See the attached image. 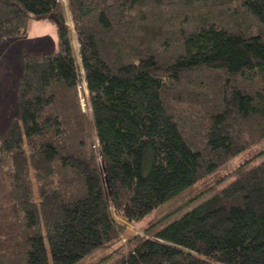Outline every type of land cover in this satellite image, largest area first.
Returning <instances> with one entry per match:
<instances>
[{"label": "trees", "instance_id": "obj_1", "mask_svg": "<svg viewBox=\"0 0 264 264\" xmlns=\"http://www.w3.org/2000/svg\"><path fill=\"white\" fill-rule=\"evenodd\" d=\"M68 1L90 120L66 8L0 0L1 37H25L43 17L57 24L59 39L54 53L24 55L20 114L0 140V264H80L121 243L113 210L141 223L264 140V0H184L220 10L194 26L183 16L164 38L156 26L157 39L150 29L141 39L151 28L144 9L182 0ZM200 70L223 72L225 82L198 144L169 93ZM235 174L181 218L149 225L154 239L130 238L128 253L119 246L105 264H264V159Z\"/></svg>", "mask_w": 264, "mask_h": 264}, {"label": "rangeland", "instance_id": "obj_2", "mask_svg": "<svg viewBox=\"0 0 264 264\" xmlns=\"http://www.w3.org/2000/svg\"><path fill=\"white\" fill-rule=\"evenodd\" d=\"M59 1L63 8H66V24L69 28V34L81 77L79 95L81 97L82 110L90 120V118H92V111L87 101L89 92L86 85H84V81L86 80L80 56V45L75 33V25L70 4L68 0ZM167 1L168 0L165 2L167 3ZM217 1L222 2L223 0ZM230 1L232 4L234 3V0ZM181 3L182 4L178 3L176 7L172 8L167 6L170 5L169 3L165 8L149 6L147 9H144V11H147L146 13L151 20V28L148 27L146 30H141V39L146 35L145 31L149 29L152 32L150 39H157V37L160 36L164 38L166 35L170 34L172 30L175 32L179 28L178 26L182 22L183 16L187 15L190 24H192L191 26H194L198 21L202 20L203 16L210 15L211 10L215 8L220 10L218 6L211 7V2L209 5H205L204 8L199 5L194 6L193 3L186 4L184 0H182ZM159 13H163L164 17H157ZM242 18H244L242 25L253 26L252 29L254 31L258 29L257 24L250 17L242 14L241 19ZM162 21H164V25ZM184 21L187 22L186 19L183 20V22ZM141 24L147 26L145 22H141ZM156 26L159 29L158 31L162 32L160 36H153V30ZM58 40L57 24L49 19L31 20L29 22L28 33L25 37L8 39L0 36V140L5 136L11 123L15 118L19 117L20 114L17 88L18 81L22 76L24 55L54 53L58 50ZM170 55L171 52L168 53L165 58L170 59ZM224 82L225 75L223 72L200 70L184 75L181 82L176 84L169 93V101L174 114L177 115V119L184 124L186 135L198 144L202 143L204 127L207 121V112L218 105ZM95 137L96 136H93L94 140L96 139ZM263 151L264 140L230 161L225 167L219 169L216 174L209 176L184 194L160 207L141 223H129L122 217L117 216L113 210L112 214L115 221L123 228L121 243H117L111 248H103L94 252V254L86 258L80 264H105V261H109L107 257L113 259L120 254L119 250H117L119 246H123L124 253H128L131 249L129 239L136 235L154 239V237L149 235L146 231L149 225L162 221L164 226H166L181 218L187 211L206 199L209 196L208 193L213 194L234 180L236 178L235 173L239 168H243L244 165L250 162L253 164L261 162L264 159Z\"/></svg>", "mask_w": 264, "mask_h": 264}, {"label": "water", "instance_id": "obj_3", "mask_svg": "<svg viewBox=\"0 0 264 264\" xmlns=\"http://www.w3.org/2000/svg\"><path fill=\"white\" fill-rule=\"evenodd\" d=\"M50 18H54L53 16H50ZM43 19V17H38L37 20Z\"/></svg>", "mask_w": 264, "mask_h": 264}, {"label": "built area", "instance_id": "obj_4", "mask_svg": "<svg viewBox=\"0 0 264 264\" xmlns=\"http://www.w3.org/2000/svg\"><path fill=\"white\" fill-rule=\"evenodd\" d=\"M79 89H80V87H79Z\"/></svg>", "mask_w": 264, "mask_h": 264}, {"label": "bare ground", "instance_id": "obj_5", "mask_svg": "<svg viewBox=\"0 0 264 264\" xmlns=\"http://www.w3.org/2000/svg\"><path fill=\"white\" fill-rule=\"evenodd\" d=\"M85 85V84H84Z\"/></svg>", "mask_w": 264, "mask_h": 264}]
</instances>
